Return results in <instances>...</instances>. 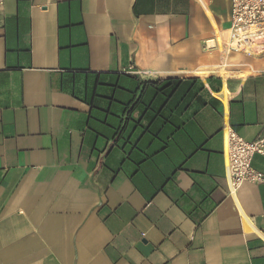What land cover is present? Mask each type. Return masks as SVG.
I'll return each instance as SVG.
<instances>
[{
  "label": "crops",
  "instance_id": "1",
  "mask_svg": "<svg viewBox=\"0 0 264 264\" xmlns=\"http://www.w3.org/2000/svg\"><path fill=\"white\" fill-rule=\"evenodd\" d=\"M230 0H3L0 264H264V53ZM252 166L264 175V155Z\"/></svg>",
  "mask_w": 264,
  "mask_h": 264
},
{
  "label": "built area",
  "instance_id": "2",
  "mask_svg": "<svg viewBox=\"0 0 264 264\" xmlns=\"http://www.w3.org/2000/svg\"><path fill=\"white\" fill-rule=\"evenodd\" d=\"M3 0H0V5ZM230 26L221 44L246 55L264 53V0H230ZM218 46L217 36L215 38ZM224 178L230 193L245 181L262 182L264 175L252 166L255 154L264 155V138L246 141L229 126L222 129Z\"/></svg>",
  "mask_w": 264,
  "mask_h": 264
},
{
  "label": "bare ground",
  "instance_id": "3",
  "mask_svg": "<svg viewBox=\"0 0 264 264\" xmlns=\"http://www.w3.org/2000/svg\"><path fill=\"white\" fill-rule=\"evenodd\" d=\"M217 41H218V47L221 48L222 51H225L224 47L221 44V35L217 34ZM227 129V126L225 127Z\"/></svg>",
  "mask_w": 264,
  "mask_h": 264
},
{
  "label": "rangeland",
  "instance_id": "4",
  "mask_svg": "<svg viewBox=\"0 0 264 264\" xmlns=\"http://www.w3.org/2000/svg\"><path fill=\"white\" fill-rule=\"evenodd\" d=\"M226 35V34H225Z\"/></svg>",
  "mask_w": 264,
  "mask_h": 264
}]
</instances>
